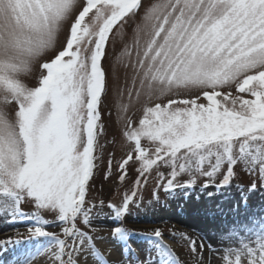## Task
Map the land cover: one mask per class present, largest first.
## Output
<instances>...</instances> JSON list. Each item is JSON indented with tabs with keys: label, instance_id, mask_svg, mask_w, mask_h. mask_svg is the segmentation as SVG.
I'll use <instances>...</instances> for the list:
<instances>
[{
	"label": "snow or ice",
	"instance_id": "snow-or-ice-1",
	"mask_svg": "<svg viewBox=\"0 0 264 264\" xmlns=\"http://www.w3.org/2000/svg\"><path fill=\"white\" fill-rule=\"evenodd\" d=\"M141 9L131 44L106 69L110 35L121 34ZM65 29L62 50L40 63L38 86L29 87L24 77ZM183 95L190 98H173ZM161 98L167 103L147 106ZM141 100L143 117L133 126L126 114ZM105 101L116 108L131 145L118 180L126 179L130 162L138 163L136 187L119 204H108L116 221L144 203L139 177L153 171L174 198L200 177L205 189L231 187L237 166L264 187V0H153L147 6L142 0H0V218L31 220L30 236L47 241L18 264L45 254L52 264H80L81 257L87 264L88 256L108 264L84 230L95 208L87 193L103 148ZM256 188L253 182L249 190ZM24 203L34 207L31 214ZM44 213L54 216L66 239L46 230ZM261 225L254 237L221 233L236 241L224 248L222 264H264V219ZM113 235L125 244L130 237L120 226ZM154 235L161 237L160 230ZM188 240L203 264L197 242ZM154 247L159 264H180L166 245Z\"/></svg>",
	"mask_w": 264,
	"mask_h": 264
},
{
	"label": "rangeland",
	"instance_id": "rangeland-1",
	"mask_svg": "<svg viewBox=\"0 0 264 264\" xmlns=\"http://www.w3.org/2000/svg\"><path fill=\"white\" fill-rule=\"evenodd\" d=\"M153 0H142V4L147 6ZM143 9L138 15L125 24L122 33L112 37L107 45L108 61L104 62V67L108 68L109 61L115 59L123 49L125 44H131L132 37L136 26L140 23V17ZM113 32L115 30L113 29ZM65 33L58 37L56 47L49 51L39 61L32 73L24 77V82L29 87L38 86V79L42 75L40 63L50 61L65 43ZM112 82V74L109 73V83ZM233 95H237L235 88L231 89ZM244 98L247 97L246 94ZM175 99L190 98L187 95L173 97ZM200 102L206 103L201 100ZM155 103L166 104L167 98L154 100L147 106H154ZM145 104L141 100L139 103L133 102L126 116L133 122V126H138L139 120L143 117V108ZM101 122L103 125V134L100 136V143L103 145L102 150L98 149L100 159L97 160L94 178L91 181V187L87 193V199L95 204L91 214L90 228H84L83 224L78 226L84 228L89 235L93 237L95 245L103 243V247L113 250L114 260L110 264H159V257L155 251V242L159 241L172 250L174 255L179 259L180 264H197V257L189 251V240L197 242L198 251L203 257V264H222L220 257L224 254L226 246H235V237L230 239L228 235L221 236V233H228L234 230L245 237H254L262 227L261 220L264 219V187L256 179L255 174H248L240 166L236 167L235 177L231 181V187L216 188L210 186L204 188L206 178L200 177L192 189L187 193H177L175 198L165 193L160 186L161 180L155 171L139 177L141 183L138 189V195L143 200L140 207H132L130 213L121 221H116L112 215L108 204H119L123 195L129 189L136 187L135 181L137 176V162H130L127 168V177L121 182L118 180L120 175L119 165L131 151V145L127 143L122 135L124 122L118 118L116 108L109 101L101 104ZM146 143L142 140V144ZM135 156V154L133 153ZM109 161L111 166L109 167ZM165 174L167 168H161ZM108 177L107 179L105 177ZM187 180V177H184ZM253 182L257 183L255 191H250ZM233 188L235 195L229 194V189ZM202 192L205 195L200 196L192 203L193 205L205 202L219 201L222 210L214 215L210 212L198 211L190 208V195ZM155 193H158L159 202H156ZM211 193V196H209ZM246 201V203H245ZM190 208V209H188ZM22 210L31 214L34 207L31 204L24 203ZM207 214V215H206ZM44 217L49 220L47 231L57 234L61 239L63 236L62 228L57 226L53 215L44 213ZM7 222V227L0 229V255L11 249L17 252L18 249H27L25 245L30 242H39L43 247L47 241L44 238L31 237L28 232L29 226L33 221L18 218L15 222L10 219L1 218V222ZM10 222V223H9ZM9 225V226H8ZM123 227L129 233L130 237L125 244L113 235L114 227ZM159 229L161 237L154 235L155 230ZM6 234V232H8ZM19 240V243L15 241ZM222 240L224 243H222ZM203 244L201 251L199 245ZM130 248L131 252L127 249ZM23 251V250H22Z\"/></svg>",
	"mask_w": 264,
	"mask_h": 264
},
{
	"label": "bare ground",
	"instance_id": "bare-ground-1",
	"mask_svg": "<svg viewBox=\"0 0 264 264\" xmlns=\"http://www.w3.org/2000/svg\"><path fill=\"white\" fill-rule=\"evenodd\" d=\"M115 30V29H114ZM231 195H235L234 193V189L230 188L229 189ZM205 195V193L202 192H197L196 194H193L192 196L190 195V208H195L198 209V211H203V212H210L214 215H217L219 211H221L222 209L218 207V205L221 207L219 201H214V202H205V204L203 203V206L201 204L198 205H193L190 204L192 203L194 200H196L197 198H199L200 196ZM194 203V202H193ZM188 208V209H190ZM207 215V214H206ZM1 221V218H0ZM10 223V222H9ZM9 226V225H8ZM7 227V222H1L0 223V229ZM9 233L6 232V234ZM27 249H18L17 252H10L11 249H8L6 252H4L3 254L0 255V264H18V262L20 260H23L26 258V256L32 252H35L36 249L38 247H41L39 242H30L28 243V245H25V247H27ZM104 244L103 243H99L98 245H96V248L105 256V259L108 261V264L112 263V261L114 260V252L112 249L110 248H105L103 247ZM23 250V251H22ZM87 255V254H86ZM32 264H52V261L48 258V255H40L37 256L33 261ZM80 264H85V259L84 257H81L80 259ZM87 264H96V261L91 257L88 256L87 257Z\"/></svg>",
	"mask_w": 264,
	"mask_h": 264
}]
</instances>
